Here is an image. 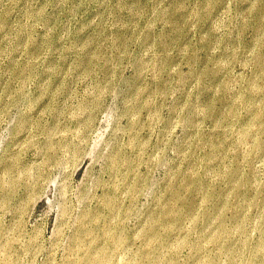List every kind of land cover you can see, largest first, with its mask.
<instances>
[{
  "label": "rangeland",
  "instance_id": "obj_1",
  "mask_svg": "<svg viewBox=\"0 0 264 264\" xmlns=\"http://www.w3.org/2000/svg\"><path fill=\"white\" fill-rule=\"evenodd\" d=\"M264 264V0H0V264Z\"/></svg>",
  "mask_w": 264,
  "mask_h": 264
},
{
  "label": "bare ground",
  "instance_id": "obj_2",
  "mask_svg": "<svg viewBox=\"0 0 264 264\" xmlns=\"http://www.w3.org/2000/svg\"><path fill=\"white\" fill-rule=\"evenodd\" d=\"M92 264H94V263H92Z\"/></svg>",
  "mask_w": 264,
  "mask_h": 264
}]
</instances>
